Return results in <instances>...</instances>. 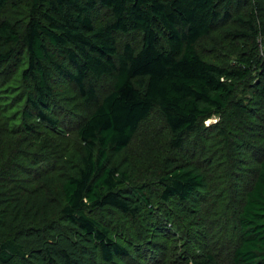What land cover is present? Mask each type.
I'll use <instances>...</instances> for the list:
<instances>
[{
  "label": "trees",
  "instance_id": "16d2710c",
  "mask_svg": "<svg viewBox=\"0 0 264 264\" xmlns=\"http://www.w3.org/2000/svg\"><path fill=\"white\" fill-rule=\"evenodd\" d=\"M134 32L138 46L118 41ZM260 36L264 0H0V264H264ZM209 37L230 64L202 56ZM154 116L159 171L136 179L129 149ZM212 117L209 138L254 162L246 181L235 170L243 185L211 184L182 158ZM120 221L197 232L199 245L144 257L147 234L126 239ZM230 226L236 240L218 248Z\"/></svg>",
  "mask_w": 264,
  "mask_h": 264
},
{
  "label": "rangeland",
  "instance_id": "374dc122",
  "mask_svg": "<svg viewBox=\"0 0 264 264\" xmlns=\"http://www.w3.org/2000/svg\"><path fill=\"white\" fill-rule=\"evenodd\" d=\"M109 17V12L104 8H99L96 11V20L103 22L107 20ZM141 40V35L139 33H129V34H120L118 35V41L120 43L125 42H133L135 45H139ZM213 40L211 37L205 38L199 41L198 48L202 54V56L211 58L214 60H217L224 64H230L232 62V56L228 54H224L222 52L218 53L215 52L211 46ZM258 42L261 46V50H264L263 42H264V36H260L258 38ZM218 120V117H212L205 121V125L207 128L204 130L203 134L201 135H192L188 136V140L186 142V150L181 152L183 160H191L194 163H196L203 171L209 174L210 178L212 179L211 184L215 180H219L221 177L226 178L227 176L235 182V177H239L238 181H241V185L244 184V181H246L247 178L250 177V173L252 171L249 168L246 167H253L254 162H247L239 160L241 155L238 157L236 154L233 153H224L222 149V145L224 144V140H218V137H214L213 139L209 138V135L213 132L214 128H211L213 124H215ZM143 128V130L140 132L138 137L135 139L136 142L130 147L129 149V156L133 164L136 166V170L133 172V176L138 178L146 179V178H152L149 177V175L156 177L157 173L159 171L160 165L155 163L154 159L156 158L157 154H161L163 150V145L165 143V140L167 139V130L164 128L162 122H160V118L158 116H154L153 120L150 122H147ZM212 143V144H211ZM197 151V152H194ZM194 152V153H193ZM236 152V151H235ZM201 153V154H200ZM164 154V153H163ZM199 156V160L196 161L197 156ZM162 155V154H161ZM224 155L228 158V164L225 162L223 166H218V159L215 157H224ZM245 157H251L250 152H245ZM211 160H214L216 162L215 165L211 163ZM257 160V154L254 156V161ZM158 161H160V157L158 158ZM209 165H212L210 167ZM244 167V174H243V180L241 179V175H239L235 170L238 166ZM147 166V167H146ZM215 183L213 184V186ZM246 185V182H245ZM155 194V193H154ZM160 200L158 196L155 198V203L159 206H162V203H158ZM170 210V208H167ZM171 215H175V210H170ZM121 220V218H118ZM176 221V223H175ZM174 223L176 224V227L180 229V223L177 218H175ZM122 226V229L119 231V235L123 237L130 236V233L133 232L134 235L138 236L146 235V239H148L150 245L152 247L153 252H147L144 251L146 246H148L146 243L142 246L141 250L139 251V255H144V257H148L149 254L152 257L161 255V257L166 258L172 255H175L179 250L177 247H179V243H182L184 245H187L188 247L192 248L195 245L198 244V236L197 232L192 234L188 232V235L183 237L181 241L178 238V229L171 225L167 226L163 223V229L165 231L161 232L162 235L156 234L154 235L153 231L148 230L145 225L144 228L135 222L133 224H128V227H124V223L121 221L119 222ZM182 227H186L187 225L185 222L182 221ZM227 231V234L219 240L217 247L222 244L224 246H230L234 243L236 240V234L232 231V226ZM174 228V229H173ZM188 229V228H187ZM144 232V234H143ZM152 233V234H151ZM130 241V240H129ZM183 246H180L179 248H182ZM224 249V248H223Z\"/></svg>",
  "mask_w": 264,
  "mask_h": 264
}]
</instances>
